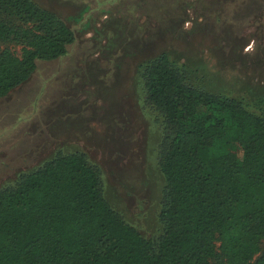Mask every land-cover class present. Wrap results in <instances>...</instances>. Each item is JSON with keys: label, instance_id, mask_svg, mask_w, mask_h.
Returning <instances> with one entry per match:
<instances>
[{"label": "trees", "instance_id": "1", "mask_svg": "<svg viewBox=\"0 0 264 264\" xmlns=\"http://www.w3.org/2000/svg\"><path fill=\"white\" fill-rule=\"evenodd\" d=\"M73 40L31 0H0V43L19 45L0 48V98ZM139 70L159 119L160 235L123 221L83 153L56 154L0 188V264H264V114L188 85L164 53Z\"/></svg>", "mask_w": 264, "mask_h": 264}, {"label": "rangeland", "instance_id": "2", "mask_svg": "<svg viewBox=\"0 0 264 264\" xmlns=\"http://www.w3.org/2000/svg\"><path fill=\"white\" fill-rule=\"evenodd\" d=\"M31 1L74 40L0 98V188L56 154L81 152L110 207L154 240L162 231L160 127L143 104L139 67L164 53L188 85L264 114V0ZM4 47L19 53L16 43Z\"/></svg>", "mask_w": 264, "mask_h": 264}]
</instances>
